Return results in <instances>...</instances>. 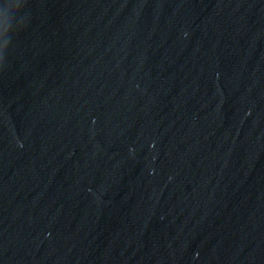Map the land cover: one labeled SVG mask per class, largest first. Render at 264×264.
Segmentation results:
<instances>
[{
	"label": "water",
	"instance_id": "1",
	"mask_svg": "<svg viewBox=\"0 0 264 264\" xmlns=\"http://www.w3.org/2000/svg\"><path fill=\"white\" fill-rule=\"evenodd\" d=\"M0 264H264V0H0Z\"/></svg>",
	"mask_w": 264,
	"mask_h": 264
}]
</instances>
